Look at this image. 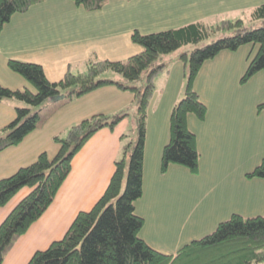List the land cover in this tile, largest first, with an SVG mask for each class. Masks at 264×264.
Returning <instances> with one entry per match:
<instances>
[{"label": "crops", "instance_id": "crops-1", "mask_svg": "<svg viewBox=\"0 0 264 264\" xmlns=\"http://www.w3.org/2000/svg\"><path fill=\"white\" fill-rule=\"evenodd\" d=\"M261 3L108 0L101 9L88 11L72 0H43L24 13L13 14L1 29L0 83L11 89L29 86L8 68L10 58L39 63L48 79L57 80L67 69L84 71L89 61L123 60L138 52L140 46L130 39L133 30L149 33L202 20L205 14L191 18L193 8L251 11ZM255 51L252 45L221 51L202 64L195 78L194 88L207 107L203 121L193 115L187 118L199 151L196 174L177 164L160 172L161 150L169 138L168 117L183 94L186 65L178 57L170 58L166 68L154 76L157 96L147 109L142 195L134 204L144 219L139 235L154 249L173 254L181 245L211 232L232 213L244 217L264 214V178L245 177L264 159V111H256L264 100V68L245 83L239 82L248 56ZM173 71L177 77L172 79ZM16 103L13 99L0 102V129L14 119ZM44 109L49 116L34 131L0 152V178L30 164L42 151L53 156L57 150L53 137L72 124L96 113L133 115L136 105L130 91L106 85L78 97L49 101ZM129 115L113 130L100 129L83 145L51 204L17 239L3 264H26L34 251L62 237L74 216L101 196L114 161L122 154L121 135L135 134L136 125ZM28 191L22 188L0 207V222Z\"/></svg>", "mask_w": 264, "mask_h": 264}, {"label": "trees", "instance_id": "trees-1", "mask_svg": "<svg viewBox=\"0 0 264 264\" xmlns=\"http://www.w3.org/2000/svg\"><path fill=\"white\" fill-rule=\"evenodd\" d=\"M40 2L43 0H0V31L13 14L24 13ZM72 2L91 11L101 9L107 0ZM250 14L249 25L236 18L221 19L215 25L193 21L149 33L133 30L130 39L140 46L138 52L123 60L89 61L84 71L67 69L57 80L48 79L39 63L15 58L7 60L8 68L23 77L29 86L11 89L0 83V102L8 99L17 102L14 119L0 129V152L19 144L34 131L49 116L44 106L56 101L58 95L78 97L99 87L114 85L130 91L136 105L133 116L137 136L134 139L127 133L121 135L122 154L114 161L113 172L101 196L88 210H81L74 216L62 237L34 251L26 264H264V214L244 217L232 213L218 222L211 232L167 254L149 246L139 235L144 219L135 212L134 205L142 195L147 107L154 92L153 78L166 68L165 62L157 60L180 46L222 33L217 39L177 56L184 65L188 64V73L183 94L169 113V138L161 150L160 172L177 164L196 174L199 151L196 135L187 126V118L193 115L203 121L207 107L194 88L195 78L206 60L221 51H235L244 45L256 46V51L248 56L239 82L245 83L264 68V3L254 6ZM110 71L121 77L103 76ZM141 79L144 83L139 86L136 83ZM256 111H264V100L256 105ZM128 115V112L96 113L86 117L53 137L57 144L53 156L42 151L30 164L0 178V207L22 188H29L0 222V264L17 239L51 204L83 145L100 129L113 130ZM245 176L264 178V159Z\"/></svg>", "mask_w": 264, "mask_h": 264}, {"label": "rangeland", "instance_id": "rangeland-1", "mask_svg": "<svg viewBox=\"0 0 264 264\" xmlns=\"http://www.w3.org/2000/svg\"><path fill=\"white\" fill-rule=\"evenodd\" d=\"M181 1H192L194 3V1L207 2V1H264V0H181ZM229 10L230 9H226L225 7H222L218 11L215 8L209 11L207 8L202 9V7L201 8L198 7L196 9H194V8L191 9L189 11V13H191V15H192L191 18H193V16L195 17V16H200L201 14H205L202 17V20H200V21L208 23L210 25L217 24L218 22H220L221 19H236V18L243 19L247 23V25H249L248 23H250V19H251V14H250L251 11L249 9H243L241 11H233V12H229ZM251 26H253V25H251ZM221 34L222 33H217V34H215V35H213V36H211V37H209L207 39L200 40V41H198L196 43H189V44L180 46L179 48H177V49H175V50H173V51H171L169 53L162 54L159 57V59L157 60V62L164 61V62L169 63L170 58H176L183 51H187V53H189L194 47H199V46H202L204 44H207V43L211 42L213 39H217L219 36H221ZM172 61H176V59H172ZM181 64H183L182 61H181ZM186 72L188 73V64H186ZM103 76H106L108 78H114V79H118V78L121 77L120 74H118L116 72H112V71L106 72L105 74H103ZM175 76H176V74L173 71L172 79L175 78ZM143 83H144V79H141L136 84L141 86ZM168 91H169V89H168ZM168 91H167V93H168ZM156 96H157V92L154 91L153 95L151 96V99H150V102H149L150 104L148 105L147 109H149L150 106H152ZM129 113H131L129 115L130 116L129 119H130L131 123H134V125H136L135 117L132 115V112H129ZM132 136H133L134 139L136 138L137 130H135V134L131 135V137ZM230 159H231V157H230ZM122 188H124V183H123V187Z\"/></svg>", "mask_w": 264, "mask_h": 264}, {"label": "water", "instance_id": "water-1", "mask_svg": "<svg viewBox=\"0 0 264 264\" xmlns=\"http://www.w3.org/2000/svg\"><path fill=\"white\" fill-rule=\"evenodd\" d=\"M63 97H64V94L58 95V96L55 98V100H59V99H61V98H63Z\"/></svg>", "mask_w": 264, "mask_h": 264}]
</instances>
